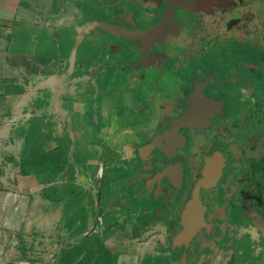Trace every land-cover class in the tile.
I'll return each mask as SVG.
<instances>
[{
    "label": "flooded vegetation",
    "instance_id": "flooded-vegetation-1",
    "mask_svg": "<svg viewBox=\"0 0 264 264\" xmlns=\"http://www.w3.org/2000/svg\"><path fill=\"white\" fill-rule=\"evenodd\" d=\"M68 2L48 158L84 209L159 248L194 195L192 264H264V0Z\"/></svg>",
    "mask_w": 264,
    "mask_h": 264
},
{
    "label": "crops",
    "instance_id": "crops-1",
    "mask_svg": "<svg viewBox=\"0 0 264 264\" xmlns=\"http://www.w3.org/2000/svg\"><path fill=\"white\" fill-rule=\"evenodd\" d=\"M26 1L0 0V264H106L107 253L115 255L113 264H152L136 259L149 248L143 237L139 242L122 225L103 230L98 210L95 216L84 209L88 201L70 183L60 151L49 162L56 146L50 126L61 125L50 120L47 92L62 84L48 62L38 67L40 39L20 30L28 26ZM57 37L48 58L62 54Z\"/></svg>",
    "mask_w": 264,
    "mask_h": 264
},
{
    "label": "rangeland",
    "instance_id": "rangeland-1",
    "mask_svg": "<svg viewBox=\"0 0 264 264\" xmlns=\"http://www.w3.org/2000/svg\"><path fill=\"white\" fill-rule=\"evenodd\" d=\"M35 1L37 0H28L24 3V6H27L28 4L30 13H28L27 17L29 19L24 18L26 19L25 24H28V26L22 27L20 30L22 31L23 29H29V34L32 33L36 41L40 39L38 40L39 49L37 50L39 56L42 57H40L42 60L38 65V67H40L41 65H44L47 60L45 59L46 50L48 45H52L53 36L58 33L57 39L58 41H62L64 40L63 36L65 37V35H67V31L69 30L68 21H70V18H68L67 15L69 14L68 11L70 6L68 0H55L54 4H52V0H40L42 1L43 8L42 10L38 8L39 10L36 12L35 9H37V7ZM20 5L23 6V3ZM21 9L22 8H20V10ZM49 9L51 11L53 10V15L50 14L51 12L49 13ZM76 24L77 19L74 23V26ZM104 258H106V260L112 259L110 261H105L106 264H113L114 257H110V254H104Z\"/></svg>",
    "mask_w": 264,
    "mask_h": 264
},
{
    "label": "water",
    "instance_id": "water-1",
    "mask_svg": "<svg viewBox=\"0 0 264 264\" xmlns=\"http://www.w3.org/2000/svg\"><path fill=\"white\" fill-rule=\"evenodd\" d=\"M37 3H39V5L36 6L37 7V9H35L36 12L39 9L42 10V8H43L42 1L39 0V1H37ZM52 4H54V1L52 2ZM44 6H47V5H44ZM49 13L51 15H53V10L52 11L50 10ZM107 32H109L108 34H111L113 36L115 34L114 31L112 32L109 29L106 30V33ZM126 39H128V38H126ZM40 57L41 56H39V58ZM45 59H47L46 62L49 63L48 55L47 56L45 55ZM199 187H201V186H199ZM196 195L198 196L197 191H196ZM195 200H196V198L194 197V195H191L190 199L185 204V207L181 210V213L178 216V220H179L178 225L180 227V230L176 233H173V235H171V237L168 238V244L164 245V243L162 242L161 246L159 248H155L154 245L149 246L150 248H151V246H153L151 249L155 248L154 251H155V253H157V255L159 254L158 255L159 258H162L164 254L171 259L174 257L178 258L182 252L183 255H185L186 257H189L188 261L185 262L184 264H189V263L192 264L191 260L198 256V247H196V245L193 244V241L198 234L197 229L201 228V230H204L205 227L198 223V219L193 215L194 211L192 212V210H191V206L194 204ZM171 210L172 209L170 208L168 210V212L170 213ZM199 233H200V231H199ZM205 237L207 239H210L209 234L207 235L205 233ZM153 238L154 237H152V240H153ZM211 251H213V250H211ZM110 255H112V257L115 256L114 254H110ZM157 255L152 254V257L156 258V259L152 260V264H162L157 259L158 258ZM141 262H143V261L140 260V263ZM164 264H167V263H164ZM211 264H215V263L212 262Z\"/></svg>",
    "mask_w": 264,
    "mask_h": 264
}]
</instances>
